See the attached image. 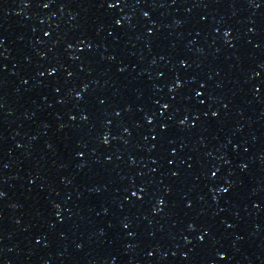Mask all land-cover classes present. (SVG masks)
<instances>
[{
  "label": "water",
  "instance_id": "1",
  "mask_svg": "<svg viewBox=\"0 0 264 264\" xmlns=\"http://www.w3.org/2000/svg\"><path fill=\"white\" fill-rule=\"evenodd\" d=\"M0 264H264V0H0Z\"/></svg>",
  "mask_w": 264,
  "mask_h": 264
}]
</instances>
